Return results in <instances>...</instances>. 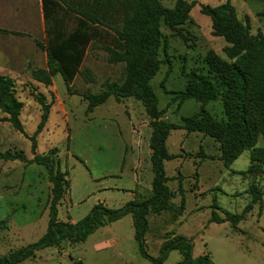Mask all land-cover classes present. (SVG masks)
<instances>
[{"label":"rangeland","instance_id":"1","mask_svg":"<svg viewBox=\"0 0 264 264\" xmlns=\"http://www.w3.org/2000/svg\"><path fill=\"white\" fill-rule=\"evenodd\" d=\"M160 1L169 9L178 2ZM227 2L236 14L239 43L215 34L213 20L205 13V7ZM43 3L0 0V74L14 81L15 95L23 103L21 121L29 136L42 120L39 95L52 104L48 121L36 136V153L46 155L56 149L53 158L56 173L63 179V194L54 205L48 169L30 161L34 157L31 139L17 131L0 109V153H22L28 160L0 158V257L41 239L53 219L76 223L98 204L120 208L153 194V128L143 102L110 97L89 109L83 96L101 93L108 83L122 84L127 78L126 64L115 62L108 48L120 49L119 32L133 14L130 0H103L101 6V0H47L46 13ZM196 3L183 23H161V66L151 86L163 120L183 126L184 119L207 114L218 127L217 134L186 129L170 133L171 158L165 168L173 198L168 209L151 210L148 215L147 252L159 258L164 242L185 236L194 242L195 257L209 254L215 264H264V165L257 173L244 172L251 165L252 148L233 159L237 150L233 139L241 117L238 102L231 100L228 110L223 95L208 102L184 96L192 74L204 75L218 85L211 64L222 69L236 65L264 95V0ZM72 7L95 11L103 24L88 26L70 11ZM57 31L58 41L75 34L89 40L81 45L70 90L59 74L49 84L35 77L47 69V45ZM253 101L248 104L249 121L256 147L264 148V105L257 98ZM225 151L229 166L224 162ZM252 185L259 189L260 200L251 192ZM232 215L239 218L231 222ZM104 220L105 225L86 241L65 240L19 264H176L183 259L179 251H172L163 263L144 258L131 214L113 222Z\"/></svg>","mask_w":264,"mask_h":264},{"label":"trees","instance_id":"2","mask_svg":"<svg viewBox=\"0 0 264 264\" xmlns=\"http://www.w3.org/2000/svg\"><path fill=\"white\" fill-rule=\"evenodd\" d=\"M102 1L100 6L102 5ZM45 13L47 11V0H43ZM132 4V16L126 19L124 29L119 32L120 49L108 50L113 54L115 62L125 63L127 78L124 83H108L105 89L98 94L84 93V98L89 102V109H93L104 104L110 97L116 100L135 98L143 102L148 116L151 118L153 132L150 139L151 162L154 172L153 194L142 202L130 201L120 208H110L104 204L96 205L90 213L76 223H67L52 220L49 230L45 236L38 241L23 248L7 253L0 257V264H19L31 257L36 252L52 246H59L63 241L84 242L99 227L107 222L117 221L124 216L131 214L134 219L135 239L139 244V251L144 258L155 263H163L172 251H179L183 259L176 264H215L209 254L194 256V242L185 236H175L164 242L159 258H155L147 252L146 232L148 230V215L151 210L156 212L165 211L171 205L173 190L169 187L165 161L171 158L167 140L170 133L177 129L188 131L202 130L206 133L217 134L218 128L207 114L201 117H190L184 119V125H178L163 120L162 111L159 109L158 97L151 86V81L160 70L161 60L159 59L160 48V26L165 22L169 26L183 23L189 16L191 10L197 4L196 0H178L174 9L165 7L160 0H130ZM81 16L88 26L103 24V20L95 11L86 9L69 8ZM205 13L213 20L214 33L228 38L232 42L241 41V32L236 21V14L230 3L212 8L205 7ZM60 32L55 33V37L47 45V69L35 77L40 82L49 84L51 78L61 75L67 88L70 90L71 83L78 72L80 56H82L81 45L89 40L86 35L79 37L78 34L69 36L67 39L58 41ZM210 70L217 76L218 85L204 75L192 74L188 82L185 98H197L208 102L223 95L225 106L231 109L230 101L236 100L240 112V119L234 135L233 142L237 145L235 151L236 159L240 152L252 148L251 165L245 173H257L264 165V148L256 147V138L253 136L252 123L249 121L251 109L248 104H253L254 98L264 105V95L260 90H255L249 83L245 74L236 65H227L222 69L216 64L210 65ZM264 72V59H263ZM221 84V85H220ZM15 84L12 78L0 74V109L7 115V121L19 132L24 133L32 141L33 159L30 161L37 165H42L48 169L50 180L53 184V204L56 205L63 194V179L56 173V165L53 156L56 149H52L46 155L36 153L37 134L40 133L48 121L51 103H46V97L39 95V102L43 108V115L38 129L33 136L25 133L21 121L23 103L15 95ZM225 92V93H223ZM214 124L216 128L214 129ZM217 136V135H211ZM220 136V135H219ZM222 136V135H221ZM226 142L230 140L227 136ZM230 153V150L228 154ZM224 162L230 165V160L225 151ZM0 158L6 160L28 161L22 153H12L10 151L0 153ZM251 192L257 194L260 200V192L256 185L250 187ZM259 195V196H258ZM256 200V199H255ZM229 214V213H228ZM231 215H228L230 217ZM231 222H235L239 217L232 215ZM219 219L218 217H213ZM223 221V219H222ZM78 264H82L78 261Z\"/></svg>","mask_w":264,"mask_h":264}]
</instances>
